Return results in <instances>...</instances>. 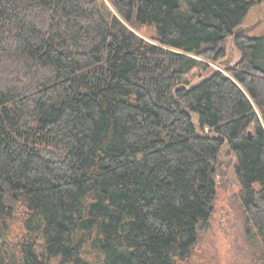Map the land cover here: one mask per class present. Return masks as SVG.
<instances>
[{"label":"trees","instance_id":"1","mask_svg":"<svg viewBox=\"0 0 264 264\" xmlns=\"http://www.w3.org/2000/svg\"><path fill=\"white\" fill-rule=\"evenodd\" d=\"M254 4L0 0V264H204L230 153L264 264V36L234 33Z\"/></svg>","mask_w":264,"mask_h":264},{"label":"rangeland","instance_id":"2","mask_svg":"<svg viewBox=\"0 0 264 264\" xmlns=\"http://www.w3.org/2000/svg\"><path fill=\"white\" fill-rule=\"evenodd\" d=\"M251 26L254 27L245 30ZM238 28H242L247 35L264 36V0H255ZM138 33L150 40L148 36L151 29L142 28ZM226 53L231 65L241 57L240 51L234 45L233 36L226 40ZM212 65L218 67L216 64ZM233 157L230 153L219 159L215 176L216 196L211 215L199 228L194 250L204 264H259L254 259L244 234V218L238 199L239 183L233 163H229V159L232 160Z\"/></svg>","mask_w":264,"mask_h":264},{"label":"water","instance_id":"3","mask_svg":"<svg viewBox=\"0 0 264 264\" xmlns=\"http://www.w3.org/2000/svg\"><path fill=\"white\" fill-rule=\"evenodd\" d=\"M253 27H254V26H251V27L245 28V30L248 31L249 29H251V28H253ZM234 33H235V34L243 33L242 28H237V29H235ZM248 134H249V136H251V132H250V131H248Z\"/></svg>","mask_w":264,"mask_h":264}]
</instances>
